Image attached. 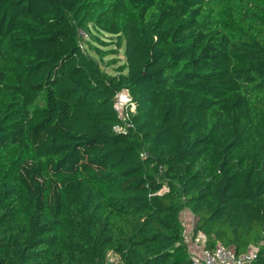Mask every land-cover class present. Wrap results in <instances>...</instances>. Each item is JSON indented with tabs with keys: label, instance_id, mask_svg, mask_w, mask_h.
<instances>
[{
	"label": "trees",
	"instance_id": "16d2710c",
	"mask_svg": "<svg viewBox=\"0 0 264 264\" xmlns=\"http://www.w3.org/2000/svg\"><path fill=\"white\" fill-rule=\"evenodd\" d=\"M185 209L264 264V0H0V264H195Z\"/></svg>",
	"mask_w": 264,
	"mask_h": 264
},
{
	"label": "built area",
	"instance_id": "2783aa9c",
	"mask_svg": "<svg viewBox=\"0 0 264 264\" xmlns=\"http://www.w3.org/2000/svg\"><path fill=\"white\" fill-rule=\"evenodd\" d=\"M114 106L121 118L128 110L135 111L132 98L127 91L117 94ZM125 124H129V122L125 121ZM125 124L116 126L115 130L125 132ZM194 230L195 227L192 230L190 229V238L193 240V244L190 246L189 251L195 264H253L257 259L259 247L256 245H251L248 250L240 253L233 247H228L222 243H218L213 248H208L206 247V235L202 231H198L193 236Z\"/></svg>",
	"mask_w": 264,
	"mask_h": 264
},
{
	"label": "rangeland",
	"instance_id": "374dc122",
	"mask_svg": "<svg viewBox=\"0 0 264 264\" xmlns=\"http://www.w3.org/2000/svg\"><path fill=\"white\" fill-rule=\"evenodd\" d=\"M95 33H96L97 37H101V41H99V39L96 38V36L95 37H93V36L91 37L87 33V37L84 38L85 39L84 48L86 46H88L89 53H91L92 55H95V52H96V50H97V48L99 46L104 47L103 48L104 50L115 49V50H117V52L115 53L116 55L115 54L112 55L110 53L105 55V58L102 60L103 61V63H102L103 66H105V67L107 66L106 65L107 64L106 63L107 59H110L111 57H118L117 59H118L119 62L116 63V65H119V63H123L124 59H125L124 54H123L124 53L123 52V47L117 45V39L114 36H112L111 34H108V33H103V34H102V32H95ZM89 38L92 39L91 41H93V44L91 43V41H89ZM102 43H106V44H102ZM107 69L109 71H112L113 70V66L107 67ZM165 189H167V188L165 187ZM181 215H182V218H183V221H184V234H185V236L187 234V236L190 237L191 236V232H190L189 229H193L195 227L196 217L188 209L183 210ZM185 224H190L188 226L189 229L187 228V226H185ZM187 229L189 230L188 233H187ZM118 258H119V256L117 254H114V253L110 252V254L108 255L107 264H110V263H112L114 261L116 262L118 260Z\"/></svg>",
	"mask_w": 264,
	"mask_h": 264
},
{
	"label": "crops",
	"instance_id": "0c3cea01",
	"mask_svg": "<svg viewBox=\"0 0 264 264\" xmlns=\"http://www.w3.org/2000/svg\"><path fill=\"white\" fill-rule=\"evenodd\" d=\"M189 225H190V224H186L187 228H188ZM188 229H189V228H188ZM188 229H187V233H188V231L190 230V229H189V230H188ZM191 230H192V229H191ZM186 236H187V234H186ZM187 237H189V236H187ZM192 244H193V240L189 237V238H188V246H189V248H190V246H191Z\"/></svg>",
	"mask_w": 264,
	"mask_h": 264
}]
</instances>
